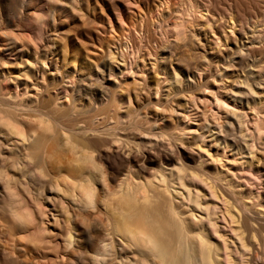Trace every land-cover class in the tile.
<instances>
[{
  "label": "bare ground",
  "instance_id": "bare-ground-1",
  "mask_svg": "<svg viewBox=\"0 0 264 264\" xmlns=\"http://www.w3.org/2000/svg\"><path fill=\"white\" fill-rule=\"evenodd\" d=\"M91 1L0 0V32L7 43L15 44L12 48L6 45L5 52L9 55L17 48L25 57L14 63V71L0 57V264H249L245 255H249V246L255 241L258 247L264 246V215L252 213L245 202L234 204L237 201L224 198L222 219L229 217L235 224L231 231L237 241L230 243L217 229V214L209 212L202 199L204 190L217 200L225 195L218 181L187 173L180 166L168 170L163 164L145 173L136 167L133 153L124 167L116 169L103 152L112 145L128 148V154L130 149L141 150V141L123 139L116 132L124 118L132 124L148 123L142 138L148 144H152L149 136L163 135L169 129L167 123L158 127L156 121L149 126V110L136 105L143 101L141 94L151 97L148 103L165 112L169 97L175 101L181 91L192 92L200 85L196 77L200 71L185 79L173 65L171 50L157 45L145 51L151 27L160 33V40L172 37L174 44L191 48L188 30L204 17L203 26L212 43L214 39L220 47L227 40L234 44L220 57L226 67L214 66L220 75L236 57L256 52L264 27L243 30L247 21L240 14L243 10L238 13L224 7L219 11L197 0H187L186 9H181L179 0H160L153 10L151 0H109L113 4L109 11L89 16L85 7ZM135 12L139 19L133 16ZM224 14L229 16L230 30L223 27L217 33L211 21ZM236 29L244 31L238 41ZM56 36L65 40L69 53L75 56L81 47L104 48L105 57L84 67L80 63V73L66 81L76 90L78 109L72 113L49 109V102L38 101L35 95L39 64L43 70L56 72L68 67L64 63L58 66L56 61L49 66ZM105 39L110 40L106 47ZM254 60L264 62V58ZM206 61L210 65V60ZM255 66L258 75L261 66ZM151 72L157 76L154 84L149 79ZM238 73L244 77V85L238 86L244 91L236 96L244 97L246 106L255 111V134L264 139V100L255 99L247 73ZM105 80L113 88L102 95V89L94 88ZM214 100L219 109L232 113L210 127L212 137L226 142L241 107L234 99L230 108L223 95ZM82 101L84 107L78 105ZM102 112L115 118L114 125L100 131L91 129L89 134L76 126L80 118L93 119ZM184 118V124L176 123L174 137L193 145L194 135L197 145L204 144L205 135L191 133L194 124L187 115ZM256 135L246 142L247 149ZM55 141L56 154L52 150ZM66 145L74 156L65 154ZM256 219L259 222H254ZM228 244L234 245V253L240 257Z\"/></svg>",
  "mask_w": 264,
  "mask_h": 264
},
{
  "label": "rangeland",
  "instance_id": "rangeland-1",
  "mask_svg": "<svg viewBox=\"0 0 264 264\" xmlns=\"http://www.w3.org/2000/svg\"><path fill=\"white\" fill-rule=\"evenodd\" d=\"M41 1L44 2L45 0ZM92 1L89 3L90 5L86 4L85 7L87 15L90 14L89 16H93L94 14H105L113 5L109 0ZM197 1L199 3H206L210 5L212 9L219 11L224 7H228L230 10L232 8L233 11L236 9L238 13L243 10L240 14L244 15L248 21L243 24V30L244 28L247 30L249 27L254 28L258 25V27L261 26L260 28L264 27V0ZM150 3L151 10L157 9L160 0H151ZM179 5L181 6V9H186L188 7V2L187 0H179ZM236 11L234 12L235 14ZM204 13L206 14V12ZM133 16L137 19L140 18V15L137 12H135ZM219 17L223 16L221 15ZM219 17L217 18V21L219 20L220 22H217L216 20L211 21L214 30L219 33L220 28L224 27V30L229 31V26L231 24L229 18H227L229 16L227 15L220 19ZM203 22L204 17L199 19V21L194 22V25L188 30L191 48L188 46H181L180 43L174 44V38L172 37H169L166 41L160 40V33L156 32L152 27L150 28L149 42H144L145 51L153 50L157 45L159 49L167 48L171 50V52H173V65L181 75H184L185 79L188 78L187 75H190L189 77L192 78V76L194 77V73L196 75V71H200L198 72V75H196L200 80V85H195L192 92L181 91L176 96L175 101H172V96L169 97L165 112L160 106L155 105L153 102L148 103V99H151V97L141 94V100L143 101L138 102L136 105L142 111H144L145 108L149 110V126L154 124L153 121H156L158 127L164 126V123H167L169 129H165L163 135H159L158 132L157 137L149 136L152 144H148L146 140L142 139L143 128L148 125V123H145L144 125L132 124L129 122L128 118H124L120 129L116 132L119 136H122L123 139L136 142L141 141L139 142L142 146L141 150L135 151L134 149L136 148L133 150L130 149L131 152L128 154V148H123L122 146L118 148L117 145H112L111 148L106 147L103 154L106 159L115 163L116 169L120 166L124 167L133 153V158L135 159L134 163L137 165L136 167L139 166L145 173L156 170L160 164H163V167L168 170L174 169L175 166H180L183 167L187 173L197 172L198 174L203 175V177L209 176V180L212 182H214V180L218 181V184L223 185L222 190L225 189V195H219V200H217L210 195L208 190H204L205 192L203 193L205 194L202 195V199L207 206L208 211L212 214H217V229L219 233L224 235L225 239L231 243L232 239L236 240L231 231V227H234L235 224L230 221L229 217H227L226 220L222 219L220 207L224 206L222 204L224 198H231L234 202L237 201V203L234 204L245 202L252 213L256 212L264 215V139L258 138L255 134L257 132L254 120L256 118L254 116L255 111L246 106V99L244 97L243 99H240L241 97L236 96L240 91H244L242 87H238L241 84L242 86L244 85V83H242L244 77H240V74L238 73L239 70H241L242 72L247 73L248 83L250 84L251 89L256 92L255 99L264 100V62H254V59L257 60L259 58H264V38H262L263 40L260 39L261 41L258 40L255 44L256 52L253 55H251L252 53L250 51H246V48H244L243 51L250 53L245 54L244 56L242 55L241 58L236 57L235 61L232 63L233 65L227 66V70H222L224 72L220 75V72H218L214 66L217 65L220 69L226 67L225 61L221 60L220 57L227 55L230 52L228 47H234V44L230 40H227L225 44L220 47L216 44L214 39L212 43V37H209L210 34L205 32ZM153 27L155 28V26ZM258 27L255 28L257 29ZM243 30L239 31L236 29L234 35L237 41L240 40V38L242 39L244 33ZM55 41L57 45L53 49L54 54H50V57H52L50 58L51 61L49 60V66L56 61L58 66L64 63L68 65V67L66 70H59L56 72L51 71L49 68L43 70L44 68L42 64H39V69H41V71H37L35 76V81L39 88H35V92H37L35 95L38 101L45 99L49 102V109L55 110L56 112L67 111L72 113L74 112V109H78V107H75L74 103V94L76 90L73 84L66 81H68L70 77L75 76V74L78 75L80 73V67H78L80 66V63H82L81 66L84 67L90 61L93 62V60H99L105 57L104 48L100 46L84 45L85 47H81L80 52L75 56L73 53H69V48H67L68 46L66 47L64 39H60L56 36ZM243 42H240L239 44ZM107 44L110 45V40L105 39L104 46L106 47ZM6 45L12 48L15 44L12 45L11 43H7L6 39L0 32V57L8 61L5 65H10V68L13 70L14 63L18 60H24L25 57L22 55V51L17 48L12 52L9 51L8 55L5 52ZM63 45H65V47H63ZM46 49L47 48L45 47V50ZM190 52H192V54H190ZM254 55L256 58H253ZM206 59L210 60V65L207 64ZM256 64L261 66L258 75L256 71H254L259 68L255 66ZM251 71H254L255 73L249 75ZM156 78V74L151 72L149 79L152 84L156 82ZM62 80L65 83H61ZM110 88H113L111 82L105 80L100 81V85L94 89H102L103 92H101V94L105 95L106 92L109 93ZM28 93H32V90ZM221 95L229 99V102L231 103L229 104L230 108L234 99L238 101L237 103L240 104L241 107V109L236 111L237 119H235L233 127L230 128L226 135V142L216 140V138L212 137L210 131L212 124L217 121L221 122L225 119L227 114H232L231 112L225 113L223 109L217 107V102L214 98ZM31 98L32 97L28 96L27 99ZM84 102L85 101H82L78 105L84 107ZM241 102L244 104H241ZM177 108L178 111H176ZM186 115L189 117L188 121L191 124H194V130L192 129L191 133L201 132L205 135L203 138L204 144H200L201 146L196 144V142L199 143V141H197L198 139L195 138L194 135L193 138H191V141H196L193 145L190 144L191 142L182 143L174 137L176 130L174 127L176 123L184 124L186 120L184 117ZM114 120L115 118L112 115H109L107 112H102L98 113L93 119L84 117L80 118L76 122V126L82 130V133L89 134L92 132L91 129H97L100 131L106 129L108 126L114 125ZM173 131L174 135L172 133ZM254 135H256V137L251 143L252 146L250 149H247L245 144L246 142L250 143ZM217 138H220V136H217ZM57 147L58 145L56 141L55 144L52 142V150L55 154L59 152V148ZM64 152L68 157L74 156V153L69 151L68 145L64 146ZM250 152L253 153V158L251 157ZM218 178H221V180H218ZM254 222L259 221L256 219ZM256 243L257 241L249 246V255H245L249 256V264H264V246L262 248L258 247ZM238 244V242L237 244L235 243V245ZM228 245L234 253L236 251L234 245ZM242 250L243 249H241V251ZM234 254L237 257H240L239 253Z\"/></svg>",
  "mask_w": 264,
  "mask_h": 264
}]
</instances>
